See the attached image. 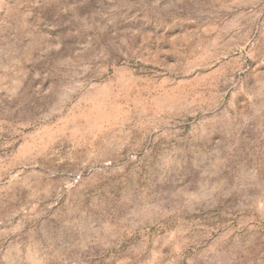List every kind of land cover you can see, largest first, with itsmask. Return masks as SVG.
<instances>
[{"label": "rangeland", "instance_id": "1", "mask_svg": "<svg viewBox=\"0 0 264 264\" xmlns=\"http://www.w3.org/2000/svg\"><path fill=\"white\" fill-rule=\"evenodd\" d=\"M0 264H264V0H0Z\"/></svg>", "mask_w": 264, "mask_h": 264}, {"label": "bare ground", "instance_id": "2", "mask_svg": "<svg viewBox=\"0 0 264 264\" xmlns=\"http://www.w3.org/2000/svg\"><path fill=\"white\" fill-rule=\"evenodd\" d=\"M251 2H252V0H251ZM106 110V109H105ZM112 110L113 111H104L103 109H101V116H100V119H102V120H105V126H109V125H113V119H115V117H114V112H116V108L115 107H113L112 108ZM87 123V122H86Z\"/></svg>", "mask_w": 264, "mask_h": 264}]
</instances>
